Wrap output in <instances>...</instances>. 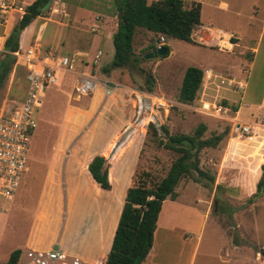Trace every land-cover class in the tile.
<instances>
[{"label": "rangeland", "instance_id": "374dc122", "mask_svg": "<svg viewBox=\"0 0 264 264\" xmlns=\"http://www.w3.org/2000/svg\"><path fill=\"white\" fill-rule=\"evenodd\" d=\"M151 1L148 0V3ZM183 1L186 8L192 2L201 4V24L192 33L195 44L171 39L168 42L170 52L166 57L155 55L145 59L143 55L149 51V38L142 29H137L132 46L134 56L139 57V62H133L127 68L112 69L107 74H104L103 68L109 66L113 59L112 39L118 21L113 0H52L29 28L28 34L31 36L25 42L21 39V53L27 47H33L42 53L67 56L73 60L77 74L82 70L80 62L89 65L94 55L100 52V61L92 65L91 75H97V78L99 76V86L107 83L110 87H114V84L118 87L108 97L104 95V88H98L101 97L93 103L95 91L78 97L73 86L75 75L66 74L59 88L49 87L43 91L42 104L35 112L37 127L30 140L27 167L32 158L33 161L41 159L42 162L36 164V173L38 178H42L50 154L56 157L52 168L55 178L50 186L51 193L58 196V208H51L56 220L52 223L50 218L37 219L41 231L48 232L46 241L54 233L57 238L60 235L59 220L64 215L66 201L65 186L61 182L62 172L68 170L72 173L73 170L78 174L77 181H80L84 170L82 162L86 156L102 153L107 160L112 161L111 158L117 155V148L131 139L130 145L124 144L126 148L122 146L124 154L117 160L116 167L121 169L120 178L115 183L116 188L121 190L127 185L130 174L133 178L136 172L148 171V164L153 161L159 176H162L177 154L157 146L159 137L163 136L161 126H165L170 135H191L202 123L206 126L203 138L220 134L227 129L228 134L218 148L204 149L199 154L200 168L214 175L215 180L219 173L220 152L226 142L227 150L228 147H231L230 150L234 147L235 151L244 156L256 158L258 165L260 159H264V132L249 140L240 137L236 125L237 120L264 125V0ZM53 9L57 12L52 13ZM64 10L67 16L60 12ZM16 19L17 15L13 16L8 27L14 22L17 23ZM43 23L45 27L41 31ZM219 32L225 35L221 36ZM227 43L233 45L230 50L225 47ZM36 44L38 47H35ZM190 66L203 71L202 82L195 100L190 104H182L177 100L178 91L184 72ZM206 69L211 70L208 79ZM23 74V69L18 68L15 80L10 77L8 84L13 81L15 86L23 85ZM148 77L152 79L151 93L147 92ZM221 80H224L223 86H220ZM5 94L6 89L3 87L0 89V105ZM160 99L166 102V107L158 106ZM207 102L221 106L224 113L220 117L203 114L201 106L203 103L209 106ZM234 107H237V111H234ZM150 123L157 127V139H153L149 133ZM255 132L257 133V129ZM75 153L79 154L81 162L74 168L65 165V155ZM255 174L256 170L252 172V179ZM243 177L246 179L249 176ZM23 182L12 202L0 200V264L6 263L14 249L26 250L25 235L37 204L41 181L34 182L28 194L24 192ZM204 184V180L195 183L190 178L182 179L179 184L181 188L185 187L180 201L191 208L195 227L201 223L206 207L208 191L202 190ZM86 187L90 188L87 185ZM74 191L76 195L77 188ZM234 195L239 198L224 201L222 196L208 206L212 213H218L217 220L231 238L238 240L239 232L234 229L232 210H240L245 216L246 209L260 210L264 207V192L256 193L252 200L241 198L240 194ZM75 198L73 196L72 201H76ZM263 210L262 219L258 220L260 229L264 227ZM172 222L167 219L163 223ZM222 233L220 227L214 230L213 225L207 223L196 264H199L207 246H211V254L208 262H205L222 264L221 258L216 255L217 249L226 243ZM245 234L239 240L246 244L254 246L258 241L263 242L262 236L251 238ZM179 235L180 233H168L163 227L158 228L153 241L158 264H186L190 245L197 238L189 236L185 240L188 244L181 247L183 242L178 238ZM259 235L260 232L258 237ZM242 255L245 263L253 262V255L249 250L242 251Z\"/></svg>", "mask_w": 264, "mask_h": 264}, {"label": "crops", "instance_id": "0c3cea01", "mask_svg": "<svg viewBox=\"0 0 264 264\" xmlns=\"http://www.w3.org/2000/svg\"><path fill=\"white\" fill-rule=\"evenodd\" d=\"M60 12H62L64 16H67L65 10ZM37 19L39 18H36L35 20ZM35 20L31 23L32 25L30 24L31 26L29 25L30 27L25 30V33L22 36V40H24V42L31 36V34H28L29 28L34 25ZM39 32L41 31H38V33ZM168 42L169 40H165V44L168 45ZM228 44L229 43H227L225 47L230 50L233 45L228 46ZM35 47H38V44H36ZM91 62L89 63V65L80 62V66L82 67V70L79 71L80 74H92L93 66L91 65ZM104 74L107 73L104 72ZM94 77L97 80L99 78V76L97 78V75H94ZM76 80L77 77L75 75L73 86H75ZM98 88H103V86H98L97 89L94 90L95 95L93 98V103L97 102L101 97V93ZM117 88L113 89L110 94H106L105 90L103 89L104 95H106L107 97L111 96L113 92L117 90ZM241 121L237 120L236 125L244 124L246 122ZM248 124L254 125L255 131V124L257 123ZM262 126L263 127L261 128L264 129V125ZM261 128L257 129V133L255 132L254 137L264 132V130ZM130 140L131 139H129L126 143L127 146L131 144ZM254 140H256V138ZM226 145L227 142L225 144V147H220L221 149L223 147V150L222 152H220L218 165L219 173L217 176V180H215L214 184L210 187H205V185L202 187L203 191H208V195L205 201L206 207L202 216V221L198 227H195L193 225L192 217L194 214L191 212V208L180 201L181 194H183L185 188H181V186L179 185L180 183L175 189V192L177 193L176 198L174 200L166 199L162 203V207L156 222L154 238L158 233V228L161 227H163V229L168 233H180L178 238L183 242L181 247H183L184 244H188V241L185 240H187L189 236H196V241L190 245V252L188 254L186 264H196L198 252L200 249V242L207 223L213 225L214 230L220 227L223 232V239H225L226 243L224 246H221V248L217 249L216 253V255L221 258L220 262L222 264H248L244 262L242 255V251H244L245 249L249 250L253 255V262H250L251 264H264V234H261L262 231H264V227L260 229L258 221L260 218L262 219V210L264 209V207L258 211L246 209V216L240 210L234 209L231 212V217L233 219V223L235 224L234 229H236V231L238 230L240 239H242V235L244 233H246L245 235H248L251 238L252 236H254L255 238H260L261 236L263 237V242L258 241V243L253 246L249 243L246 244L245 241H240L239 238L238 240L232 239L229 233L225 231L226 229H224L222 224L217 220L218 213H216L215 211H213L212 213L210 206H208L209 203L214 200L218 201L222 196L224 197V201L237 200V198L239 197L237 195H234L236 193L240 194L239 196L241 198H251L252 200L254 195H256L257 193V183L262 175L261 166H264V163H261L263 159H260L258 165L256 158L246 157L241 152L235 151L234 147H232L233 149L231 150V147H228L227 150ZM123 147H121L117 152V155L113 159L112 163L108 160L110 164V167L108 169V180L111 184V190L109 191L101 189L98 184L94 182L88 172V165L93 160V158H95L96 156L105 157L102 153L88 155L84 158L82 162V167L84 168V170L82 172V178L80 179V181H77L79 179L77 176L78 174L76 172L74 173L73 170L72 173H69L70 171L68 170L62 172L61 182L65 186L64 194L66 201L64 203V215L60 217L59 220L60 235L57 238V234L54 233L53 237H51L48 241H46V235L48 234V232H44L43 230L41 231V227L37 224V219L40 217H46V219L50 218L52 219V223L56 220L51 208L58 205L56 203L58 200V196L56 194H52L50 190L51 183L55 178L52 168L55 164L56 157L51 156L50 154L46 166V171L42 178H38L36 173V164L37 162H42V160L37 159L33 161V158L30 160V165L29 167H27V170L25 172L26 175L24 174L25 178L23 177L22 179V182L25 181L23 182L24 192H27L28 194L32 189L33 183L36 181H41V188L35 210L31 215L29 230L25 235L24 248L46 250L49 249L50 246L57 245L68 256H73L81 259L83 264H100L101 261L102 264H105L107 255L111 248L119 217L125 202L126 191L130 186L132 180L130 174V176L128 177L127 185H125L121 190L116 188L115 183L120 178L119 175L121 169V167L117 168L116 164L117 160L124 154V148L126 147ZM251 155H253V153ZM79 161L80 156L78 153L69 154L65 155L64 164L69 165V167L73 166L74 168V166H76ZM254 170H256V174L254 175V179H252V172ZM244 175L249 177L245 179V177H243ZM86 185L90 188L88 189ZM218 185L219 188H217ZM75 187L78 190V193H76V195L74 194V190L76 189ZM16 196L17 192L9 201L12 202L16 198ZM73 196H76V201H72ZM262 199V201H264L263 197ZM167 219H170L173 222L170 224L163 223ZM259 232L260 235L258 237ZM251 246H253L254 249H252ZM210 248L211 246H207V249L204 250L205 252L203 253L202 259L199 261V264H208L206 262H208V257L211 254ZM19 250H21L22 252V249ZM154 252L155 248L152 246L150 252L148 253L146 259L142 262V264H158V262L155 260L156 257Z\"/></svg>", "mask_w": 264, "mask_h": 264}, {"label": "trees", "instance_id": "16d2710c", "mask_svg": "<svg viewBox=\"0 0 264 264\" xmlns=\"http://www.w3.org/2000/svg\"><path fill=\"white\" fill-rule=\"evenodd\" d=\"M52 0H37L27 8L26 13L12 28L6 40L5 47L10 52L19 50L20 41L25 30L41 14L40 6ZM117 11V30L112 39L113 59L103 71L127 68L133 62L138 63L139 57L133 53V40L137 29H142L149 38L147 49L155 47L160 36L165 40H179L195 44L192 33L200 25L201 4L192 2L186 8L183 0H113ZM234 43V42H232ZM166 57L170 48L164 44ZM15 57L6 55L0 60V89L7 84ZM203 71L198 67H188L178 91V102L192 103L200 88ZM205 77V76H204ZM147 92L151 93L152 79H147ZM225 103V102H224ZM237 111V107H234ZM149 133L157 139V127L150 123ZM163 136L159 137L157 146L172 151L177 156L172 160L164 175L158 174L154 161L148 164V171L136 172L126 191L125 202L115 230L110 251L105 264H142L150 252L156 222L162 203L166 199L174 200L177 196L176 187L182 179L190 178L195 183L205 181V187L214 184L215 176L202 170L199 166V154L204 149H215L228 134V130L209 138H203L206 132L205 124H199L191 135H170L165 126H161ZM113 156L111 159H113ZM111 161V163H112ZM264 163V159L261 161ZM260 163V164H261ZM109 161L105 157L96 156L88 165V172L98 186L106 191L111 190L108 180ZM257 183V193L264 192V166ZM219 188V185L217 186ZM251 200V199H249ZM21 250H14L5 264H17Z\"/></svg>", "mask_w": 264, "mask_h": 264}, {"label": "built area", "instance_id": "2783aa9c", "mask_svg": "<svg viewBox=\"0 0 264 264\" xmlns=\"http://www.w3.org/2000/svg\"><path fill=\"white\" fill-rule=\"evenodd\" d=\"M37 0H0V60L6 55L15 57V64L10 77L15 80V72L22 68L23 85L15 86L13 81L5 85V99L0 105V200H11L18 191L24 174L27 170L29 144L34 130L37 127L35 112L41 106L43 91L49 87H60L66 74H75L77 77L74 92L78 97L92 93L100 82L91 74H77L74 62L67 56H60L50 52H40L33 47H27L23 53L10 52L5 43L14 22L8 27L9 20L17 15V21L26 13L27 8ZM57 11V10H56ZM165 43L160 36L155 43L161 48ZM97 52L92 60L96 64L100 58ZM9 77V80H10ZM224 80L220 81V86ZM117 85L110 87L104 83L106 94H110ZM12 93L10 94V92ZM206 103V102H205ZM202 104L203 114L220 117L224 109L210 102L209 106ZM160 107V105H158ZM237 131L247 139L255 136L254 126L248 123L237 125ZM17 264H83L82 260L68 256L57 245L46 250L26 249L20 253Z\"/></svg>", "mask_w": 264, "mask_h": 264}, {"label": "water", "instance_id": "95a60500", "mask_svg": "<svg viewBox=\"0 0 264 264\" xmlns=\"http://www.w3.org/2000/svg\"><path fill=\"white\" fill-rule=\"evenodd\" d=\"M50 3H51V1H48V2L43 3L40 6L41 12L45 11L49 7ZM113 38H114V36H113ZM165 54H166V51H165L164 48H162V47L161 48L154 47L151 50H149L146 53H144L143 56H144L145 59H149V58H151L152 56H155V55L164 56ZM261 192H262V189H261L260 193Z\"/></svg>", "mask_w": 264, "mask_h": 264}, {"label": "bare ground", "instance_id": "6f19581e", "mask_svg": "<svg viewBox=\"0 0 264 264\" xmlns=\"http://www.w3.org/2000/svg\"><path fill=\"white\" fill-rule=\"evenodd\" d=\"M56 12H57L56 9H53L52 13H56ZM43 28H44V23H43V26H42L41 31L43 30ZM219 33H220L221 36H224V35H225V34H223L222 32H219ZM39 38H40V35L38 36V39H37V40H39ZM35 46H36V45H35ZM228 46H232V45H230V43H229ZM231 48H232V47H231ZM231 48H230V49H231ZM205 74L207 75V79H208V78L211 76V70H207V69H206ZM96 89H97V88H96ZM96 89H95V90H96ZM158 104H159L160 107H162V108L167 106V105H166V102H165L163 99H160V100L158 101ZM253 126H254V125H253ZM258 126L263 127L262 125H255V129H258ZM260 127H259V128H260ZM128 139H129V138H128ZM126 142H127V140H126ZM124 144H125V143H124ZM124 144H123V145H124ZM123 145H122V146H123ZM122 146H121V147H122ZM121 147H120V148H121ZM118 148H119V147H118ZM118 148H117V152L120 150V148H119V149H118Z\"/></svg>", "mask_w": 264, "mask_h": 264}]
</instances>
